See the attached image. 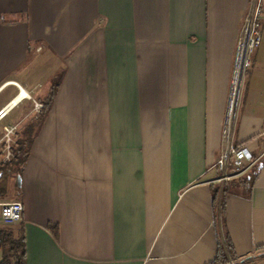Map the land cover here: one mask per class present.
<instances>
[{"label":"crops","instance_id":"1","mask_svg":"<svg viewBox=\"0 0 264 264\" xmlns=\"http://www.w3.org/2000/svg\"><path fill=\"white\" fill-rule=\"evenodd\" d=\"M251 1L0 0V109L10 81L47 105L21 99L0 118V144L8 128L15 145L33 133L18 193L13 176L7 187L24 264H207L224 143L252 158L230 179L260 164L248 198L224 195L222 219L236 257L264 264V0L228 107Z\"/></svg>","mask_w":264,"mask_h":264},{"label":"trees","instance_id":"2","mask_svg":"<svg viewBox=\"0 0 264 264\" xmlns=\"http://www.w3.org/2000/svg\"><path fill=\"white\" fill-rule=\"evenodd\" d=\"M61 72L57 73L50 81L49 95L52 96L55 88L61 79ZM47 105H42L41 111H44ZM31 127H26L22 131L21 137L16 141V145L11 149V158L8 162L0 163V182L4 175H12L15 179V192L18 193V179L22 165L25 161L28 148L32 137ZM257 165L251 166L248 173L243 176L229 179L215 186L211 190V206L213 208V223L218 226V236L215 245L213 257L207 264H243L249 257L239 259L236 257L225 227L223 225V198L226 193L240 194L248 198L250 195L251 184L255 178V169ZM4 190L0 188V196ZM55 224H49L48 228L52 234H55ZM0 264H24V246L23 234L20 227L12 230L7 226L0 227Z\"/></svg>","mask_w":264,"mask_h":264},{"label":"built area","instance_id":"3","mask_svg":"<svg viewBox=\"0 0 264 264\" xmlns=\"http://www.w3.org/2000/svg\"><path fill=\"white\" fill-rule=\"evenodd\" d=\"M262 7L263 0H252L251 7L248 13L242 19L229 98H231L233 94V88L235 85L236 78L237 76H239L238 74H242L245 68H247V66L249 65V54L259 44ZM10 82L16 87V94L8 101L5 106L0 109V118L4 115L6 109L9 106L13 105L21 99L30 100L32 104V110L39 111L41 109V104L33 101L26 90L22 89L16 82ZM228 107H230L229 102ZM10 131L11 128L5 130V141H8L7 136ZM262 133L264 134V126ZM251 159V153L244 146H230L225 145L224 143L214 162V169L218 173L217 177L215 178V181L218 184H222L224 181L229 180V168L238 170L242 168L243 161L250 162ZM21 211L22 205L21 202L18 200L0 202V227L8 226L14 222L19 221L21 218ZM229 264L233 263L229 262Z\"/></svg>","mask_w":264,"mask_h":264},{"label":"rangeland","instance_id":"4","mask_svg":"<svg viewBox=\"0 0 264 264\" xmlns=\"http://www.w3.org/2000/svg\"><path fill=\"white\" fill-rule=\"evenodd\" d=\"M242 74H239L240 79L242 77ZM240 79H239V83H238V86H237L236 95H237V93L240 90V82H241ZM229 104L231 106V98H229ZM9 136H10V138H9V140L7 142H2L0 144V159H2V162H8L10 160V158H11V149L15 146V144L12 143V140H13L14 137L11 136V135H9ZM7 145H8V147H7ZM11 176L12 175H4V178L0 182V188L2 190H4L3 195H4V199H6L5 201L14 200V196L12 195L10 189L7 190L8 183L11 182V180H12ZM10 186H11V184H10Z\"/></svg>","mask_w":264,"mask_h":264},{"label":"bare ground","instance_id":"5","mask_svg":"<svg viewBox=\"0 0 264 264\" xmlns=\"http://www.w3.org/2000/svg\"><path fill=\"white\" fill-rule=\"evenodd\" d=\"M238 75H239V74H238ZM238 78H239V77L237 76L236 81H235L236 83H237V81H238Z\"/></svg>","mask_w":264,"mask_h":264},{"label":"water","instance_id":"6","mask_svg":"<svg viewBox=\"0 0 264 264\" xmlns=\"http://www.w3.org/2000/svg\"><path fill=\"white\" fill-rule=\"evenodd\" d=\"M258 168L260 167V164H258V166H257Z\"/></svg>","mask_w":264,"mask_h":264}]
</instances>
